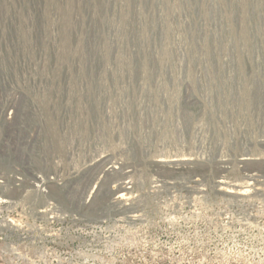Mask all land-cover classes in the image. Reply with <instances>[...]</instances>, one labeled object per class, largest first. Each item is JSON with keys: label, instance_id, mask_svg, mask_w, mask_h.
Instances as JSON below:
<instances>
[{"label": "rangeland", "instance_id": "obj_1", "mask_svg": "<svg viewBox=\"0 0 264 264\" xmlns=\"http://www.w3.org/2000/svg\"><path fill=\"white\" fill-rule=\"evenodd\" d=\"M2 76L0 264H264V0H0Z\"/></svg>", "mask_w": 264, "mask_h": 264}, {"label": "built area", "instance_id": "obj_2", "mask_svg": "<svg viewBox=\"0 0 264 264\" xmlns=\"http://www.w3.org/2000/svg\"><path fill=\"white\" fill-rule=\"evenodd\" d=\"M36 106V102L33 100L30 93H26L22 90H14L12 85L7 81L6 77H0V148L2 146L6 147L5 141L7 140L3 139L2 135V130L5 127H8L9 133L12 134V136H10L13 137L15 143L13 144L14 153H17V150L20 151L18 148L19 145L27 144V146H29V144L35 140L31 130L37 129L41 126L40 118L38 116L36 118L35 116L38 112L36 110ZM44 106V109L48 110L50 108V103L45 102ZM17 112H23L21 114L25 115H27V113H31L29 114L31 117L27 120H20L18 122L19 126L14 127V122H12V120ZM1 158L2 157L0 155V176H6V174L3 173L4 166L1 164L3 161ZM14 167L16 171L13 169V173L7 176L16 177L22 173L21 170L16 169V167L19 168L18 165H15Z\"/></svg>", "mask_w": 264, "mask_h": 264}]
</instances>
